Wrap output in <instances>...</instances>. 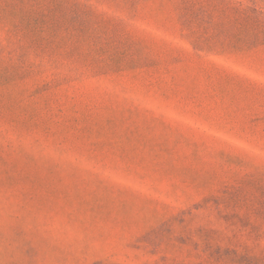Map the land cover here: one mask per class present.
Instances as JSON below:
<instances>
[{"label":"rangeland","instance_id":"rangeland-1","mask_svg":"<svg viewBox=\"0 0 264 264\" xmlns=\"http://www.w3.org/2000/svg\"><path fill=\"white\" fill-rule=\"evenodd\" d=\"M0 264H264V0H0Z\"/></svg>","mask_w":264,"mask_h":264}]
</instances>
